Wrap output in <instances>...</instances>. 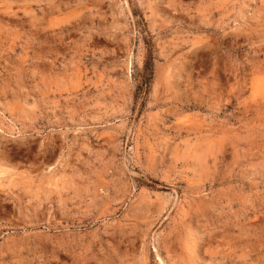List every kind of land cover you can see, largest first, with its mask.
Instances as JSON below:
<instances>
[{
	"label": "rangeland",
	"instance_id": "obj_1",
	"mask_svg": "<svg viewBox=\"0 0 264 264\" xmlns=\"http://www.w3.org/2000/svg\"><path fill=\"white\" fill-rule=\"evenodd\" d=\"M0 264H264V0H0Z\"/></svg>",
	"mask_w": 264,
	"mask_h": 264
}]
</instances>
